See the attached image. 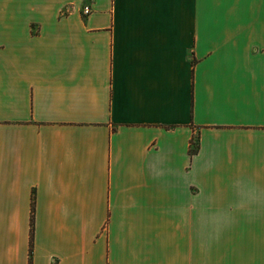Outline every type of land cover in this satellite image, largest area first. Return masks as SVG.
Masks as SVG:
<instances>
[{"label":"crops","instance_id":"1","mask_svg":"<svg viewBox=\"0 0 264 264\" xmlns=\"http://www.w3.org/2000/svg\"><path fill=\"white\" fill-rule=\"evenodd\" d=\"M29 256L264 264V0H0V264Z\"/></svg>","mask_w":264,"mask_h":264},{"label":"trees","instance_id":"2","mask_svg":"<svg viewBox=\"0 0 264 264\" xmlns=\"http://www.w3.org/2000/svg\"><path fill=\"white\" fill-rule=\"evenodd\" d=\"M198 137H194L191 141L190 152H194L198 148ZM33 230H34V196H32L31 200V208H30V253L32 249L33 243ZM28 264H31V256H29Z\"/></svg>","mask_w":264,"mask_h":264},{"label":"built area","instance_id":"3","mask_svg":"<svg viewBox=\"0 0 264 264\" xmlns=\"http://www.w3.org/2000/svg\"><path fill=\"white\" fill-rule=\"evenodd\" d=\"M89 11H90V5L88 3L84 4L82 7V12L84 14H87V13H89Z\"/></svg>","mask_w":264,"mask_h":264}]
</instances>
